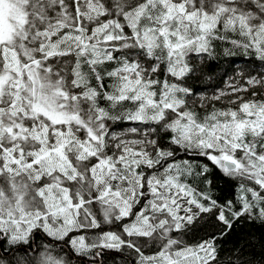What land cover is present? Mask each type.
<instances>
[{"label": "snow or ice", "instance_id": "snow-or-ice-1", "mask_svg": "<svg viewBox=\"0 0 264 264\" xmlns=\"http://www.w3.org/2000/svg\"><path fill=\"white\" fill-rule=\"evenodd\" d=\"M220 46L264 62V0H0V264H221L216 234H176L264 226V72L187 83Z\"/></svg>", "mask_w": 264, "mask_h": 264}, {"label": "trees", "instance_id": "trees-1", "mask_svg": "<svg viewBox=\"0 0 264 264\" xmlns=\"http://www.w3.org/2000/svg\"><path fill=\"white\" fill-rule=\"evenodd\" d=\"M231 47V46H230ZM232 53H236L235 55ZM249 54L250 56H247ZM232 56V57H230ZM241 61L242 64L236 66L244 67L247 65L250 69L254 70L253 74H259L264 72V62L256 60L253 58V54L245 52L244 49H232L231 55L225 52V47L220 46L216 49V54L211 60L207 59L203 63V72H197L189 80V86L193 89V92L196 96L193 99L198 100L201 95L210 96L218 89L227 90V84L229 80L224 79L223 76L228 73L234 64H231L232 61ZM199 65V61H198ZM262 65L263 68L259 69L258 66ZM204 89V90H197ZM219 106V105H218ZM113 129L116 131H127L130 127H146L143 125L116 123L112 125ZM167 143V140L164 141ZM183 156V152L177 154V159ZM209 178L213 180L212 184V195L218 199H224L226 197H231L236 189L232 186V183L227 181L218 171H213L209 174ZM193 186L197 187L199 190L206 191L208 185L202 180L197 178L193 181ZM197 231L193 235L189 233L187 237H179V234H176L178 238H183L187 241L199 239L210 234H216L217 245L219 255L222 258L221 264H227V259L229 256L234 255L237 249H244V259H248L252 253L257 255V259L262 252H264V226L257 223H251L247 220H242L237 222L231 231L225 236H219L220 229L224 227L220 225L218 221L212 218H206L203 221L198 222ZM158 247V246H156ZM68 252H71V249H67ZM155 251V247L149 243L144 247L145 254H152ZM87 257H77L72 253L71 264H79L80 261H83L84 264H87ZM136 254L130 253L129 250L125 249L123 253H106L105 264H135Z\"/></svg>", "mask_w": 264, "mask_h": 264}, {"label": "bare ground", "instance_id": "bare-ground-1", "mask_svg": "<svg viewBox=\"0 0 264 264\" xmlns=\"http://www.w3.org/2000/svg\"><path fill=\"white\" fill-rule=\"evenodd\" d=\"M229 48H230V45L228 46ZM232 54H236V53H232ZM247 56H250L249 54H246ZM230 57H232V56H230ZM253 58H255V56L253 55ZM256 59V58H255ZM209 60H211V58H209ZM256 60H258V59H256ZM207 61V60H206ZM205 61V62H206ZM237 61V60H236ZM204 62V63H205ZM239 63H237V64H234L233 65V68L232 69H235V68H237L236 66H238V65H241L242 64V62L241 61H238ZM198 63V62H197ZM258 68L259 69H262L263 68V66L262 65H259L258 66ZM232 78H235L236 79V81L238 82L239 81V77H233V72L232 71H229L228 73H226L224 76H223V80L224 79H226V80H230V79H232ZM188 85H189V80H188ZM227 86V85H226ZM197 90H204V89H197Z\"/></svg>", "mask_w": 264, "mask_h": 264}]
</instances>
